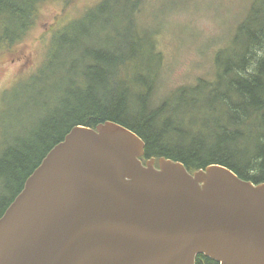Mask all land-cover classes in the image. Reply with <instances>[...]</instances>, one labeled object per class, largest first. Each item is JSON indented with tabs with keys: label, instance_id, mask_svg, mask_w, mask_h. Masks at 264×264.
Returning a JSON list of instances; mask_svg holds the SVG:
<instances>
[{
	"label": "trees",
	"instance_id": "trees-1",
	"mask_svg": "<svg viewBox=\"0 0 264 264\" xmlns=\"http://www.w3.org/2000/svg\"><path fill=\"white\" fill-rule=\"evenodd\" d=\"M44 1L0 0V56L15 54L14 45L36 24ZM123 1L104 0L94 12L103 16L113 3ZM263 4L258 0L254 9ZM102 16L94 15L95 21ZM262 17L254 26H246L250 20L241 25L237 37L246 38L244 44L238 39L243 48L217 54L215 80L200 78L168 96L160 94L165 67L154 43L149 48L153 55L141 64L142 48L127 53L94 47L102 43L82 38L85 28L58 23L52 44L57 39L59 47L47 48L36 72L28 75L25 70L5 88L26 79L29 85L16 96L24 104L22 111L13 107L4 113L5 120L0 118V218L74 127L95 128L108 121L143 140L144 163L166 158L191 173L218 164L243 180L264 183V11ZM8 21L17 26L8 27ZM219 105L227 111L218 112ZM200 108L206 109L201 122L192 116ZM196 264L217 263L200 255Z\"/></svg>",
	"mask_w": 264,
	"mask_h": 264
},
{
	"label": "water",
	"instance_id": "water-1",
	"mask_svg": "<svg viewBox=\"0 0 264 264\" xmlns=\"http://www.w3.org/2000/svg\"><path fill=\"white\" fill-rule=\"evenodd\" d=\"M144 154L118 123L75 127L0 219V264H264V183Z\"/></svg>",
	"mask_w": 264,
	"mask_h": 264
},
{
	"label": "rangeland",
	"instance_id": "rangeland-1",
	"mask_svg": "<svg viewBox=\"0 0 264 264\" xmlns=\"http://www.w3.org/2000/svg\"><path fill=\"white\" fill-rule=\"evenodd\" d=\"M103 1L47 0L41 4L36 24L14 45L18 48L15 54L0 56V118L5 120L4 113L13 107L22 111L24 104L16 96L23 95L29 87L27 79L11 90L5 88L13 86L25 70L28 75L36 72L47 48L59 47L57 39L52 44L58 23L65 22L62 28L69 25H78L81 31L85 28L80 34L82 38L89 36L102 43L94 47L118 48L127 53L142 48L138 56L141 64L153 55L149 48L154 43L165 67L160 94L168 96L173 89L194 84L200 78L215 80L217 54L222 51L227 55L233 48H243L238 39H243L244 44L246 38L237 37L241 25L250 20L251 24L246 26H254L262 20L264 11V4L254 9L258 0H127L113 3L112 10L102 16L94 11ZM92 12L102 17L95 21ZM6 24L17 26L11 21ZM72 30L73 26L67 31ZM216 109L227 111L221 105ZM205 114L206 109L200 108L192 116L201 122ZM3 127L0 122L1 137Z\"/></svg>",
	"mask_w": 264,
	"mask_h": 264
}]
</instances>
